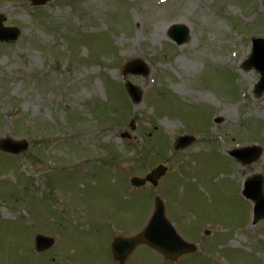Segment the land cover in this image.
Listing matches in <instances>:
<instances>
[{
    "label": "rangeland",
    "instance_id": "374dc122",
    "mask_svg": "<svg viewBox=\"0 0 264 264\" xmlns=\"http://www.w3.org/2000/svg\"><path fill=\"white\" fill-rule=\"evenodd\" d=\"M23 1L0 0L4 26L20 30L0 43V140L30 144L0 151V264H116L111 241L142 230L156 195L199 246L198 258L170 264L207 254L264 264V221L249 225L242 195L243 181L264 177V152L250 166L224 155L264 147L260 75L244 65L250 39L264 37V0H55L38 10ZM173 24L190 27L187 44L170 41ZM136 59L148 77L123 74ZM128 81L142 91L138 105ZM182 136L195 140L175 150ZM160 164L169 171L158 188L130 189ZM177 174L186 183L176 192ZM37 234L54 246L37 253ZM129 264L165 263L141 247Z\"/></svg>",
    "mask_w": 264,
    "mask_h": 264
},
{
    "label": "water",
    "instance_id": "95a60500",
    "mask_svg": "<svg viewBox=\"0 0 264 264\" xmlns=\"http://www.w3.org/2000/svg\"><path fill=\"white\" fill-rule=\"evenodd\" d=\"M50 0H33L35 5H41ZM1 22V21H0ZM170 36L179 45L188 40V28L185 26H174L170 30ZM18 32L14 29H4L0 24V40H15ZM250 66H254L262 75L261 81L258 83L256 93L258 95L264 92V40H255V46ZM127 72L135 75H147L148 69L141 61H134L127 66ZM128 92L134 102H139L142 98L138 88L132 84H128ZM0 147L8 152L19 153L27 148V144L23 143L17 147L9 141L0 142ZM260 155V150L257 148H248L235 151L233 156L251 163ZM166 172L164 167H159L150 174L146 180L134 179L133 184L136 186L144 185L146 181L157 184L159 178ZM244 195L252 199L255 203L254 215L255 221L264 217V192L262 188V180L258 177L250 180L246 184ZM52 240L45 239L41 236L37 238V246L39 250H43L52 245ZM146 244L160 253H162L168 260H176L185 253L194 251L196 248L183 241L177 234L173 225L166 219L165 208L160 200H157L155 213L146 227V229L138 236L131 239L118 238L112 246V252L116 260L124 263L129 254L139 245Z\"/></svg>",
    "mask_w": 264,
    "mask_h": 264
}]
</instances>
